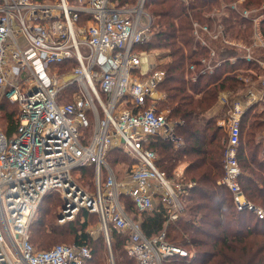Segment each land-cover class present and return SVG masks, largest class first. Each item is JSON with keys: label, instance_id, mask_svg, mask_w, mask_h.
<instances>
[{"label": "built area", "instance_id": "obj_1", "mask_svg": "<svg viewBox=\"0 0 264 264\" xmlns=\"http://www.w3.org/2000/svg\"><path fill=\"white\" fill-rule=\"evenodd\" d=\"M122 1L0 0V98L18 106L16 131L7 136L0 128V264L90 263L93 254L85 243L59 242L46 249L31 243L30 224L52 191L63 199L59 221L74 219L82 209L97 215L109 264H115L112 229L129 234L125 250L135 264H167L191 256L166 238L168 223L183 211L187 189L157 166L158 153L150 146L158 138L180 145L176 129L183 120L158 105L164 98L158 86L165 71L156 68L160 62L154 52L136 47L152 36L146 0ZM240 1L229 8L252 20L253 43L230 39L218 19L211 25L193 19L194 39L208 55L200 58L199 69L189 65L192 80L214 72L224 60L217 58L213 42L242 51L229 56L230 62L251 60L252 47H264L257 31L264 2L240 10ZM223 12V7L214 9L210 16ZM257 62L264 67V60ZM219 101L226 104L228 93H221ZM255 104L264 110V72L259 83H251L231 102L219 183L230 190L236 210L264 219V210L247 198L239 182L237 157L242 115ZM114 147L134 160L120 173L107 161ZM86 165H93L92 191L74 176ZM121 195L132 200L138 216L152 211L158 199L166 214L162 229L146 236Z\"/></svg>", "mask_w": 264, "mask_h": 264}, {"label": "trees", "instance_id": "obj_2", "mask_svg": "<svg viewBox=\"0 0 264 264\" xmlns=\"http://www.w3.org/2000/svg\"><path fill=\"white\" fill-rule=\"evenodd\" d=\"M233 1L237 0H146L145 3L152 16V36L136 47L145 51L162 50L158 58L166 60L157 64L156 68L165 71V77L158 86L165 92V96L158 105L161 109H168L171 117L183 120L176 132L184 139V144L179 147H173V143L161 138L151 141L150 146L158 150L160 157L157 166L167 176L173 174L172 171L179 163L186 162L185 180L194 181V185L182 196L183 205L184 201L186 203L184 213L181 212L177 219L168 223L166 238L183 247L191 245L195 252L188 259L173 260L167 264H264V219L252 212L236 210L230 190L217 182L223 176L225 133L216 124L218 117L227 116L231 102L240 90L253 82L259 83L264 67L257 59L264 60V47L254 45L251 60L238 57L235 62H230L229 56H238L242 51L213 42L218 51L217 58L224 59L222 63L214 72L201 73L195 80L191 79L193 72L189 70L191 63L199 69L200 58L208 55V49L194 39L193 19L210 25L214 19H218L230 39L246 45L253 43V22L250 18L243 17L240 11L229 8V3ZM263 2L264 0H242L238 7L240 10L260 8ZM222 7L224 12L221 15L217 18L210 16L212 10ZM258 14L262 16L258 21L257 31L264 41V10H260ZM222 91L229 92L228 102L216 114L211 115ZM6 106H15L17 110L16 118L15 110L8 111L5 115V133L11 136L18 126V106L2 98L0 110H6ZM243 128L248 132L246 144L250 156L246 158L240 149L239 164L244 173L239 177V182L246 196L257 199L264 206V161L260 157L264 145L261 147L259 141L254 139L255 134L264 128V110L258 104L253 105L242 116L240 136ZM108 153L107 156L111 154V161L116 164L127 158L120 147H115ZM129 161V164L122 163L130 167L134 160L131 158ZM120 169L113 168L116 173H120ZM79 172L81 178L91 176L94 184L93 165L79 167L74 174ZM53 193L58 192L52 191L43 197L37 209V217L30 224L31 243L37 249H46L44 247L50 245L52 239L64 238L63 234L68 232L72 238L68 244L85 243L89 246L93 254L89 264H103L101 254L98 253L100 249L96 246L98 239L90 237L86 231V224L90 219L98 221L97 215L82 209L76 221H69L66 227L58 225L54 221L55 211H52V204L56 203L52 201ZM121 200L125 210L139 221L146 236H152L162 229L166 214L161 202L152 211L138 216L128 196L121 195ZM100 238L104 244L103 236ZM128 238L129 234L126 232L111 230L118 264H135L125 250Z\"/></svg>", "mask_w": 264, "mask_h": 264}, {"label": "rangeland", "instance_id": "obj_3", "mask_svg": "<svg viewBox=\"0 0 264 264\" xmlns=\"http://www.w3.org/2000/svg\"><path fill=\"white\" fill-rule=\"evenodd\" d=\"M132 1H134V0H126V1H122V2H129V3H131ZM145 10H146V12L151 16V14L148 12V10H147V7H145ZM151 18H152V16H151ZM151 26H152V22H151ZM152 52H154L153 54H155L156 55V57H157V60H159V62L160 63H162V62H164L166 59H164V58H160V59H158V57H159V55L162 53V50H154V51H152ZM154 58H155V56H153ZM158 91L160 92V95H164L165 96V92L164 91H162L161 89H158ZM2 98H0V100H1ZM6 108V110H0V128L4 131V132H6V128H7V122H6V119H5V115H6V112H8V111H11V110H15V118L17 117V110L15 109L16 107L15 106H13V107H5ZM92 128H94V123H93V121H91L90 122V124H89V126L85 129V134H86V136H88V137H90V134H91V131H92ZM178 134V133H177ZM179 135V134H178ZM245 139V138H244ZM184 140V139H183ZM182 145H183V143H182ZM115 148V147H114ZM114 148H112L111 150H113ZM110 150V151H111ZM157 151V153H158V156H159V152H158V150H156ZM109 154V153H108ZM126 156H127V158H125V159H123V160H119L118 161V164H116V162H112L111 161V154L109 155V156H107V161H108V163L109 164H111L112 165V167L113 168H115V169H119V168H124L125 167V165L124 164H129V159H131V157L128 155V154H126ZM160 157V156H159ZM260 157H261V160H263L264 161V150H262V151H260ZM124 164H123V163ZM116 164V165H115ZM122 170L120 169V172H121ZM74 176H75V179L77 180V182L79 183V185L80 186H82L83 188H85V189H87L88 191H92V190H94V184H93V179L91 178V176L88 178V175L87 176H85V177H83V178H81V172H79V173H76V174H74ZM89 180V181H88ZM220 180V179H219ZM53 195H54V197H53V200L52 201H56V203L54 204H52V211H55V214H54V221H55V223H57L58 225H62V226H67L68 225V222L69 221H71V222H74V221H76V218H77V216H78V214H79V212L80 211H78V213H77V215L75 216V218L74 219H72V220H65V221H59L58 219H59V215H60V213H61V208H62V204H63V199H62V196H61V194H59V193H53ZM52 195V196H53ZM248 197V196H247ZM251 201H253V202H255L257 205H259L263 210H264V206L260 203V201H258L257 199H254L253 197H248ZM185 201H184V206H185ZM48 204H45V206H47ZM182 213H184V208H183V211H182ZM36 215H37V212H36ZM35 215V216H36ZM37 217V216H36ZM87 220H88V218H87ZM79 221H80V218H79ZM81 222V221H80ZM86 231H87V233L89 234V236L90 237H92V238H95V240L96 239H98L97 240V244H96V246L97 247H99V251H98V253L99 254H101V258L103 259V264H109V261H108V253H107V245H106V241H105V239H104V244H102V241H101V239L102 238H100V237H102L103 235H102V231L100 230V227H99V223H98V221L95 219V220H93V219H90L89 221H88V223L86 224ZM63 236H64V238L63 237H59L58 239H52L51 241H50V245H48V246H46V247H44V248H49L50 246H52L53 244H55V243H58V242H64V243H71V235L68 233V232H65L64 234H63ZM104 238V237H103ZM187 250H188V252L192 255V254H194V252H195V248L194 247H192L191 245H186V246H184ZM111 249H112V252H113V255H114V260H115V264H118V260H117V256H116V253H115V249H114V246H113V244H112V240H111ZM119 259V258H118Z\"/></svg>", "mask_w": 264, "mask_h": 264}, {"label": "crops", "instance_id": "obj_4", "mask_svg": "<svg viewBox=\"0 0 264 264\" xmlns=\"http://www.w3.org/2000/svg\"><path fill=\"white\" fill-rule=\"evenodd\" d=\"M153 56H155V55H153L152 54V57ZM154 58V57H153ZM156 61H159V60H157V57L155 56V58H154ZM159 59V58H158ZM241 76V75H240ZM246 80V79H245ZM253 83H255V82H253ZM252 83V84H253ZM244 89H242V90H240L239 92H238V95L239 94H241V92L243 91ZM223 92H227V91H222V92H220V94H219V96L221 95V93H223ZM228 93V96H229V92H227ZM219 96H218V100H217V102H216V104L214 105V107H213V109H212V111H211V115H213V114H216L220 109H222L223 108V105L224 104H222V103H220V101H219ZM236 97V96H235ZM259 106V105H258ZM260 107V106H259ZM249 108H251V107H249ZM249 108H247L245 111H244V113L249 109ZM261 109V108H260ZM263 110V109H262ZM244 113H243V115H244ZM242 115V116H243ZM178 119H181V118H178ZM225 119H226V116H224V117H218L217 119H216V124L218 125V126H220L222 129H223V131H224V133H225V137H224V139H223V142L225 143V140H226V138H227V135H228V133H227V126L224 124V121H225ZM179 138H180V140H181V144L180 145H175V144H173V147H179V146H181L182 145V143L184 144V140L179 136V135H177ZM248 132L246 131V128H243L242 129V132H241V136H240V143H239V146H238V152H237V157H238V160H239V153H240V149H242V152H243V155L246 157V158H248L249 156H250V152H249V148H248V146H247V144H246V142L248 143ZM245 138V139H244ZM254 139L256 140V141H259V145L261 144V147L264 145V128L262 129V130H260V131H258L256 134H255V136H254ZM247 140V141H246ZM260 147V148H261ZM262 150H264V146H263V148H262ZM261 150V151H262ZM186 166H187V163L186 162H181V163H179L178 165H177V167L172 171L173 172V174L171 175V176H169V177H177V179L179 180V181H181L182 182V184L186 187V189H188L189 187H188V184L189 183H191L192 185L191 186H193L194 185V181L193 180H185V168H186ZM126 168V166L124 167V169ZM123 168H121V170H124ZM241 171H243V169L241 168ZM242 173H244V172H242ZM242 173H241V175H242ZM240 175V176H241ZM187 181V182H186ZM217 182L219 183V180H217ZM246 195V194H245ZM155 207H156V205L158 204V202H160L158 199H155Z\"/></svg>", "mask_w": 264, "mask_h": 264}]
</instances>
